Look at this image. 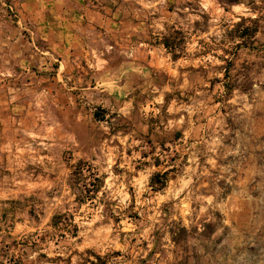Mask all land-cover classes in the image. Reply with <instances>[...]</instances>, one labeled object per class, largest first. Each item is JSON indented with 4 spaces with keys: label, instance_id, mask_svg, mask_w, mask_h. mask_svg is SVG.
Masks as SVG:
<instances>
[{
    "label": "rangeland",
    "instance_id": "1",
    "mask_svg": "<svg viewBox=\"0 0 264 264\" xmlns=\"http://www.w3.org/2000/svg\"><path fill=\"white\" fill-rule=\"evenodd\" d=\"M172 2L186 77L132 116L0 76V264H264V19L237 49L231 31L258 14ZM95 174L81 195L75 176Z\"/></svg>",
    "mask_w": 264,
    "mask_h": 264
},
{
    "label": "crops",
    "instance_id": "2",
    "mask_svg": "<svg viewBox=\"0 0 264 264\" xmlns=\"http://www.w3.org/2000/svg\"><path fill=\"white\" fill-rule=\"evenodd\" d=\"M172 4L0 0V76L27 77L42 95L56 92L78 109L85 98L110 102L117 113L127 104L130 108L123 116H132L138 100H155L171 75L186 77L179 68L182 59H174L162 43L176 15Z\"/></svg>",
    "mask_w": 264,
    "mask_h": 264
},
{
    "label": "trees",
    "instance_id": "3",
    "mask_svg": "<svg viewBox=\"0 0 264 264\" xmlns=\"http://www.w3.org/2000/svg\"><path fill=\"white\" fill-rule=\"evenodd\" d=\"M222 7H224L226 10L230 6H238V5H245L250 13L258 14V17L253 18H241V21L237 23L233 30L231 31L232 34V40L236 44V48L239 49L245 45H247V41L254 38L257 33L259 32V23L260 20L264 19V0H260L258 3L257 0H217ZM247 23H251L254 27L246 26ZM173 33H169L164 35L162 39L163 45L173 54L174 59H179V56L176 54V49L178 46L182 44V40L180 36L182 35L180 30H177L175 28H172ZM239 41V42H238ZM224 62L229 66L232 64V60L227 59L226 57L223 58ZM228 68L226 69V76L228 75ZM227 87V85H226ZM95 116L97 119L105 120V116H101L99 112L95 113ZM181 134H178L176 137L179 138ZM157 164L156 166H160V161L156 160ZM86 167H89L87 162L84 160H80L77 165L74 168V174H82L83 171L86 169ZM90 168V167H89ZM169 171L165 172H159L152 176L151 179V186L155 191H163L167 185H168V176ZM74 178V184L81 192L80 194L83 195L84 193H92V191L88 188L89 186L93 187V192L95 194L99 193L100 190L103 187V180L98 176L94 175L92 177L93 180L91 182H87L85 180L84 176H81V178H77L78 176H75ZM80 177V176H79ZM79 201L82 200L79 198ZM183 232L186 233L187 230L184 228Z\"/></svg>",
    "mask_w": 264,
    "mask_h": 264
}]
</instances>
